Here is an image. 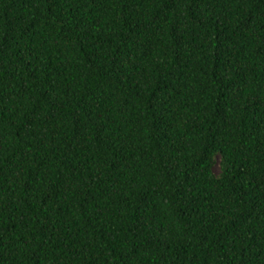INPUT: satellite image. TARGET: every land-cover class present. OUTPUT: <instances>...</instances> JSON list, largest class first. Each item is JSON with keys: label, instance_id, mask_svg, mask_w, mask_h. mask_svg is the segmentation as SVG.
Listing matches in <instances>:
<instances>
[{"label": "trees", "instance_id": "obj_1", "mask_svg": "<svg viewBox=\"0 0 264 264\" xmlns=\"http://www.w3.org/2000/svg\"><path fill=\"white\" fill-rule=\"evenodd\" d=\"M0 264H264V0H0Z\"/></svg>", "mask_w": 264, "mask_h": 264}, {"label": "rangeland", "instance_id": "obj_2", "mask_svg": "<svg viewBox=\"0 0 264 264\" xmlns=\"http://www.w3.org/2000/svg\"><path fill=\"white\" fill-rule=\"evenodd\" d=\"M215 171L218 172L219 171V167L215 166Z\"/></svg>", "mask_w": 264, "mask_h": 264}]
</instances>
